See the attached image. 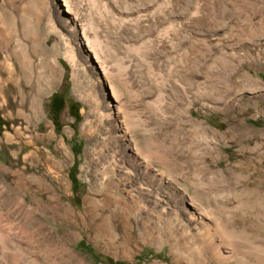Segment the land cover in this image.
Here are the masks:
<instances>
[{
    "label": "rangeland",
    "instance_id": "rangeland-1",
    "mask_svg": "<svg viewBox=\"0 0 264 264\" xmlns=\"http://www.w3.org/2000/svg\"><path fill=\"white\" fill-rule=\"evenodd\" d=\"M33 1L18 0L28 7L23 18L35 26ZM49 3L40 10V50L57 45L63 51L49 19L59 18V11L54 0ZM167 4L170 42L134 59L135 97L128 99L130 116L148 125L147 131L130 127V146L139 147L140 161L151 163L154 183L136 190L123 184L119 170L132 169L112 121L99 118L106 103L103 87L92 84L88 73L83 87L77 86L70 62L59 56L63 71L37 101L41 111L37 103L38 111L17 116L0 106V264H260L264 259V0ZM11 22L4 35L10 29L24 32L22 21ZM92 68L89 73L97 75ZM10 132L13 143L6 139ZM101 166L112 170L114 183L103 181ZM163 189L178 200L181 191L184 209L200 210L211 228L218 222L235 229L227 243L219 240L221 232L213 234L230 256L213 255L203 241L206 230L193 228L183 206L157 205L145 195ZM250 245L258 247L256 255L248 253Z\"/></svg>",
    "mask_w": 264,
    "mask_h": 264
},
{
    "label": "bare ground",
    "instance_id": "bare-ground-1",
    "mask_svg": "<svg viewBox=\"0 0 264 264\" xmlns=\"http://www.w3.org/2000/svg\"><path fill=\"white\" fill-rule=\"evenodd\" d=\"M54 1L59 11V18L49 13V19L52 23V31L55 32L64 43L63 51H60L57 45L54 47L51 46L52 48L48 47V50L44 48L42 51L40 50L43 41L40 38V10L48 8L51 4L49 0L33 1L35 6H33L34 8L31 7L30 13L36 18L35 26L30 21L23 18L25 17L23 9L27 7L24 4L25 2L21 4H19L18 0H2V2H0V106L10 115L16 114L17 116H25L28 113L33 114V112L38 109L37 101L41 103V99L44 95L48 90L55 87L58 79L61 77L63 70L60 66L61 59L59 56L66 58L72 66V77L77 86L83 87V74L85 75V73H88L92 84L98 83L103 87V94L106 99V103L103 104V106H105V109H103L105 112L100 111L99 118L101 117L100 119L103 122L105 121L104 117H106V120L110 119L112 121V126L116 132V142L117 144L119 143L122 149L121 152L124 153V156H128V163L132 169V172L129 174L119 170L118 173L124 181L123 184L135 190L143 183L151 186L152 183H154L153 179L155 176L153 174V167H150L151 163L149 165L145 157H143L146 159L145 161L139 160L138 152L140 149L137 146H130L132 142L130 143L129 140L131 139L128 138L130 127L136 129L137 126H143L145 131H147L148 125L144 123V120L135 117L136 120L132 118L133 116H130L131 112L128 109V99L129 96L135 97V87L132 83L134 59L138 57L145 59L150 49L156 47L165 48L167 41L170 42L169 35L171 32V25L168 21L169 18L167 19L163 15L168 6V4L166 5L167 0ZM99 5L102 6L101 9ZM176 16L177 19H181L182 15ZM9 20H14V22H11L12 24L15 23V21H22L21 27L24 32L18 29L17 31L15 29V31L10 29L7 30V33L4 35V25ZM11 25L9 27H11ZM178 39L179 38H177V40ZM121 51L125 52V56L121 54ZM89 66L93 67L92 69L96 71L97 75L89 73ZM2 68L3 70H1ZM133 80L135 79L133 78ZM147 96H145V98ZM93 101L91 100L92 103ZM95 106H97V104H95ZM39 110L41 111V104ZM6 139L8 142L13 143L16 140V136L10 132L6 134ZM151 140L152 137L146 139L149 144ZM102 173L103 181L108 184L114 181V173L112 170L110 171V168L108 169L107 166H103ZM159 179V184H164L163 182L165 181L161 178ZM170 186L172 185H169V187ZM169 187L167 186V188ZM180 192L181 191L177 193L179 194L180 200L171 196L172 193H170V195L164 189L158 191L153 197H150L149 192L145 195L157 205H162L158 203L162 201L163 204H170L173 208H178L181 205L179 208L182 209L183 206L182 210H184L183 212H185L186 217L192 223L193 228L201 225V227L206 230L203 241L213 255L220 259H225L230 256L228 251L222 250L220 246L213 241V234L221 232L222 239L219 240H223V243H227L230 237H232L231 235L235 234L236 230L228 229L226 225L222 228L216 224L218 222L214 223V228H211V224L206 217H204L203 213V216L200 215V210L197 212L198 209L194 207H185L186 210L184 209L185 200ZM174 194L176 195L175 192ZM67 207L66 212L74 215L75 212ZM176 214H178V212ZM211 218L213 219L214 217ZM249 247L252 250L247 251L252 255L258 251V247L256 246L250 245ZM33 261L37 262V259H33ZM259 263L264 264V259L259 261Z\"/></svg>",
    "mask_w": 264,
    "mask_h": 264
},
{
    "label": "trees",
    "instance_id": "trees-1",
    "mask_svg": "<svg viewBox=\"0 0 264 264\" xmlns=\"http://www.w3.org/2000/svg\"><path fill=\"white\" fill-rule=\"evenodd\" d=\"M109 261H110L111 263H113V261H112V260H110V259H109Z\"/></svg>",
    "mask_w": 264,
    "mask_h": 264
}]
</instances>
